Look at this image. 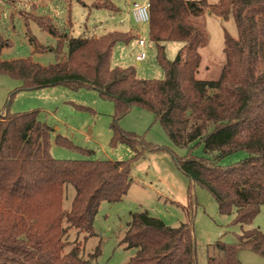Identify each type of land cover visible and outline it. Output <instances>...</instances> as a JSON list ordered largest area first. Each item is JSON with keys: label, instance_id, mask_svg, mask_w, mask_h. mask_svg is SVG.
Masks as SVG:
<instances>
[{"label": "trees", "instance_id": "obj_1", "mask_svg": "<svg viewBox=\"0 0 264 264\" xmlns=\"http://www.w3.org/2000/svg\"><path fill=\"white\" fill-rule=\"evenodd\" d=\"M86 1H91V9L117 13L119 2L131 0H69V4ZM149 4L148 37L156 46L162 80L138 79L132 67H112L114 46L138 39L132 30L72 37L47 16L32 20L56 40L55 47L38 46L31 37L29 41L36 50L53 51L54 63L42 66L31 57L0 60V75L21 83L11 96L64 86L94 90L111 101L110 143L126 144L134 153L128 161L93 160L92 151L57 136L58 145L85 159H54L53 129L39 120L38 110L0 112V264H90L80 256L79 245L69 246L68 230L94 237L100 204L118 203L128 193L133 183L131 164L144 149L163 150L118 127L132 107L150 113L173 145L186 150L184 156L174 157L178 169L211 195L219 215L233 214L232 224L242 229L235 243L218 239L207 245L206 264H239L241 250L264 258V233L258 228L243 230L264 207V0H217L213 5L207 0H149ZM206 11L231 20L236 29L235 38L223 31L225 61L213 80L196 78L199 50L207 44L199 21ZM68 23L71 26L69 19ZM168 42L182 44L173 61L165 57ZM199 147L202 152L197 155L194 150ZM236 152L247 156L220 164ZM68 185L75 193L64 212ZM120 243L135 250L126 264H196L189 222L170 227L140 211L126 224ZM99 253L97 246L91 258Z\"/></svg>", "mask_w": 264, "mask_h": 264}, {"label": "rangeland", "instance_id": "obj_2", "mask_svg": "<svg viewBox=\"0 0 264 264\" xmlns=\"http://www.w3.org/2000/svg\"><path fill=\"white\" fill-rule=\"evenodd\" d=\"M217 0H207L213 5ZM130 2H119V12L91 9V1L84 5L69 0H0V60L31 59L42 66L55 62V55L50 49L36 50L29 41L41 47L54 48L56 40L43 31L32 20L35 16H47L60 29L72 37L81 35H102L109 31H125L131 25L138 39L129 43H118L111 56L112 67H132L138 79L162 80L163 71L156 61V46L149 41L148 26L136 25L129 12ZM70 5V6H69ZM71 22V26L68 23ZM121 19H124L121 20ZM120 20L123 21L120 23ZM207 35V44L199 50L201 62L196 74L199 80L215 79L225 61L223 49V31L236 37V29L231 20L209 14L208 11L199 19ZM145 42L138 46V40ZM181 43L164 44L165 57L173 61ZM66 48H63V52ZM145 54V59L136 61V57ZM139 63V65H137ZM208 65V71L203 67ZM9 85H8V84ZM21 83L7 77H0V105L6 106L10 113H24L38 110L39 120L50 126V155L54 159H85L76 150L60 146L56 137L68 139L74 146L93 152L90 159L128 161L134 153L126 144L111 145L110 125L114 113L111 101L101 99L94 90H70L64 86L48 87L32 91H17ZM1 109V108H0ZM118 127L134 133L159 148L161 151L148 152L131 164L132 185L122 201L114 204L102 202L95 217L93 229L96 235H86L69 229V246L79 245L80 256L90 264H126L135 254L134 249H125L121 239L125 232L130 213L142 209L150 216L160 219L165 225L178 227L188 223L195 239L196 264H206V247L220 239L232 244L242 233L238 225H233L234 215H219L217 205L211 195L194 184L177 167L174 157H182L186 150L178 148L169 140L159 123L154 122L150 113L132 107L118 121ZM142 147H138L142 151ZM202 148L194 150L200 155ZM245 152H236L225 157L220 164L230 165L245 158ZM63 211L68 212L74 196V189L64 188ZM190 197V199H189ZM189 204L191 206L189 207ZM185 208V209H184ZM188 213V217L186 215ZM63 227H67L64 222ZM258 228L264 233V207L261 208L252 224L243 226V230ZM100 247L99 256H91L95 248ZM239 264H264V258L249 250L238 254Z\"/></svg>", "mask_w": 264, "mask_h": 264}, {"label": "built area", "instance_id": "obj_3", "mask_svg": "<svg viewBox=\"0 0 264 264\" xmlns=\"http://www.w3.org/2000/svg\"><path fill=\"white\" fill-rule=\"evenodd\" d=\"M129 12L136 25L148 24L150 17V4L149 0H131L129 1ZM140 47L145 46V42L142 39L138 40ZM145 59V54L142 53L136 57V61H142Z\"/></svg>", "mask_w": 264, "mask_h": 264}, {"label": "crops", "instance_id": "obj_4", "mask_svg": "<svg viewBox=\"0 0 264 264\" xmlns=\"http://www.w3.org/2000/svg\"><path fill=\"white\" fill-rule=\"evenodd\" d=\"M117 5H118V4H117ZM118 7H119V5H118ZM119 10H120V8H119ZM118 12H119V11H118ZM121 20L124 21V19H121ZM121 20H120V23L123 22V21H121ZM134 27H135V26H133V25L130 26V24H129V26L127 27V30H125V31L133 30ZM125 31H124V32H125ZM138 46H139V45H138ZM139 47H140V46H139ZM223 64H224V61H223L222 65H223ZM137 65H139V63H137ZM208 67H209L208 65H206L205 67H203L204 71H208ZM0 77H7V76L0 75ZM7 78H9V77H7ZM7 84H8V83H7ZM8 85H9V84H8ZM0 108H1V109H0V112H1V113H4L5 110H6V106H5V105H4V106H3V105H2V106L0 105ZM140 211H142V209H140L139 211H136V212H134V213H130V219H129V221L131 220L132 216H133L135 213L140 212ZM129 221H128V222H129ZM128 222H127V223H128ZM249 229H251V228H249Z\"/></svg>", "mask_w": 264, "mask_h": 264}]
</instances>
